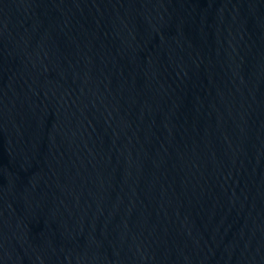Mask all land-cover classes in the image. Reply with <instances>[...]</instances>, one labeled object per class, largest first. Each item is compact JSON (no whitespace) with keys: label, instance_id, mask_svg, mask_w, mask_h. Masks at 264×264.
Returning <instances> with one entry per match:
<instances>
[{"label":"water","instance_id":"95a60500","mask_svg":"<svg viewBox=\"0 0 264 264\" xmlns=\"http://www.w3.org/2000/svg\"><path fill=\"white\" fill-rule=\"evenodd\" d=\"M0 264H264V0H0Z\"/></svg>","mask_w":264,"mask_h":264}]
</instances>
